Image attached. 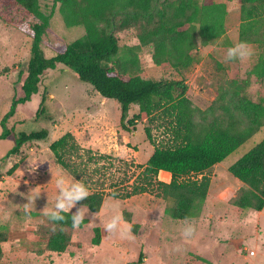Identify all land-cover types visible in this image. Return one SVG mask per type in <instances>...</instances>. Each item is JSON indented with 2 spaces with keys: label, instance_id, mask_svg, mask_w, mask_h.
Instances as JSON below:
<instances>
[{
  "label": "trees",
  "instance_id": "obj_1",
  "mask_svg": "<svg viewBox=\"0 0 264 264\" xmlns=\"http://www.w3.org/2000/svg\"><path fill=\"white\" fill-rule=\"evenodd\" d=\"M239 43L262 47L264 44V0H240ZM59 8L67 28L81 27L85 36L65 42L52 34L51 18ZM225 4L205 5L201 0H54L47 13L41 0H0V22L32 41L26 70L18 82L23 96L14 98L3 118L0 141L13 134L6 127L18 105L39 94L42 76L59 64L73 70L79 81L93 87L106 100L121 106L122 127L130 130L145 122V135L154 152L132 184L109 185L110 174L101 162L110 156L82 148L68 133L50 145L56 162L76 181L89 188V197L78 202L93 214L100 213L106 196L127 200L149 194L170 202L167 214L184 221L197 217L209 195L212 178L206 174L222 163L264 127V96L254 101L248 90L251 80H230L220 88L219 96L207 110L195 107L187 96L183 80H155L144 73L140 54L149 49L153 63L178 72L189 71L198 62L202 46H211L226 33ZM134 31L138 45L124 46L119 34ZM44 48L54 52L48 58ZM252 76L264 83V56ZM48 92L41 96L36 118L47 113ZM132 105L139 112L126 121ZM163 131L167 140L158 142L154 129ZM3 161L20 153L26 143L48 138L46 130L20 133ZM92 165L94 168H92ZM17 165L8 171L11 176ZM161 171L171 174L170 183L159 180ZM243 185L232 200L241 210L264 209V139L229 168ZM121 182V181H120ZM128 186V187H125ZM125 190H120L121 188ZM108 189V190H107ZM111 192H108L110 191ZM65 221H46L37 230L45 241V250L64 254L72 242L71 213H62ZM83 221L80 226L85 224ZM94 246L101 242V230L95 229ZM9 241L0 230V264L3 244ZM143 255L136 264H143Z\"/></svg>",
  "mask_w": 264,
  "mask_h": 264
},
{
  "label": "rangeland",
  "instance_id": "obj_2",
  "mask_svg": "<svg viewBox=\"0 0 264 264\" xmlns=\"http://www.w3.org/2000/svg\"><path fill=\"white\" fill-rule=\"evenodd\" d=\"M41 2L45 11L51 13L54 0ZM201 2L226 5L224 36L214 45L202 46L198 62L189 71L159 67L153 63L150 50L143 49L140 60L144 73L155 80H183L188 88L187 96L202 110H207L219 96L220 88L233 79H250L248 94L254 101L259 100L264 96V83L252 73L264 56V44L262 47L249 44L254 54L244 62L225 59L227 50L239 43L240 0ZM50 30L65 42L85 36L83 28L65 26L59 8L51 18ZM119 36L124 46L139 44L134 31ZM31 45V39L0 22V133L3 132L1 122L13 99L23 96L18 75L27 68ZM44 50L48 58L55 55L47 48ZM45 91L48 92L47 113L38 119L36 114ZM138 112V105H132L126 121ZM121 117L118 102L102 98L92 86L79 81L73 70L59 64L57 69L44 73L39 94L27 104L18 105L16 114L6 124L13 134L0 141V230L9 236V241L3 244L1 264H136L141 254L143 264H264V215L232 205L240 189L232 181H240L229 173L234 163L264 139V127L206 172L212 178L210 197L197 217L174 220L166 212L170 202L149 194L127 200L106 196L95 219L92 221L93 213L89 211L84 219L86 223L73 231L71 245L64 254L45 250V241L37 230L46 221L42 210L46 205L54 208L58 195L53 173L75 180L57 164L50 145L71 133L82 148L110 156L101 162L110 174L107 188H112V183L121 185L123 180L132 184L153 154L154 147L145 135L146 121L126 131ZM43 130L49 133L47 139L26 143L19 154L3 161L15 145L14 135ZM153 134L158 142L167 140L160 129L155 128ZM22 163L25 169L18 171ZM15 165L17 169L8 176ZM16 171L18 177H15ZM29 199L33 201L31 211L24 213L23 205L29 203ZM112 205H118L124 224L130 226L127 238L110 235L104 230V224L113 214ZM80 207L77 204L72 213ZM193 223L196 234L185 240L181 233L187 224ZM96 228L101 230L99 246L92 244ZM251 252L257 253L256 256H251Z\"/></svg>",
  "mask_w": 264,
  "mask_h": 264
},
{
  "label": "clouds",
  "instance_id": "obj_3",
  "mask_svg": "<svg viewBox=\"0 0 264 264\" xmlns=\"http://www.w3.org/2000/svg\"><path fill=\"white\" fill-rule=\"evenodd\" d=\"M253 54L252 47L247 42H240L227 50L225 59L226 61L239 60L244 62L250 59ZM53 179H55L56 188L58 189L55 205L52 209L46 205L42 210V214L48 217L51 221L63 222L65 221V216L62 213H71L72 227L73 229H78L86 215L89 213V208L87 205H83L75 213H72V209L76 207L78 202L89 197V188L83 181L71 180L64 174L57 176L53 173ZM32 203L33 201L29 199V203L23 205L22 211L24 213H29L31 211ZM111 210L113 214L104 224L105 232L110 235L119 234L121 238H127L131 229L130 226L124 224L118 205H112ZM97 215V213L93 214L92 221ZM196 231L197 229L194 223L187 224L181 235L187 240L193 237L196 234Z\"/></svg>",
  "mask_w": 264,
  "mask_h": 264
},
{
  "label": "crops",
  "instance_id": "obj_4",
  "mask_svg": "<svg viewBox=\"0 0 264 264\" xmlns=\"http://www.w3.org/2000/svg\"><path fill=\"white\" fill-rule=\"evenodd\" d=\"M7 27V26H6ZM21 169H18V171H20V170H24L25 169V164L24 163H22L21 165ZM18 171H16V174H15V177H18V175H17V172ZM166 175H168V176H166ZM159 176L162 178V177H164L165 179H166V183H170V181H171V174L170 173H168V172H164V171H161L160 173H159ZM232 184L233 185H236L237 187H239V188H241L242 187V183L241 182H236V181H232ZM211 185H212V182H211ZM209 197H210V191H209V195H208V197H207V201H208V199H209ZM237 208V207H236ZM260 213V215H264V209L262 210V211H260L259 212ZM256 254L257 253H255L254 252V255H251V256H256Z\"/></svg>",
  "mask_w": 264,
  "mask_h": 264
},
{
  "label": "built area",
  "instance_id": "obj_5",
  "mask_svg": "<svg viewBox=\"0 0 264 264\" xmlns=\"http://www.w3.org/2000/svg\"><path fill=\"white\" fill-rule=\"evenodd\" d=\"M159 180L162 181V182H166V179L164 177H160L159 176ZM250 255H254V252H251Z\"/></svg>",
  "mask_w": 264,
  "mask_h": 264
}]
</instances>
